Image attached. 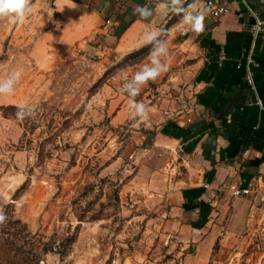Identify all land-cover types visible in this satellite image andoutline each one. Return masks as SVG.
Here are the masks:
<instances>
[{
	"label": "rangeland",
	"instance_id": "1",
	"mask_svg": "<svg viewBox=\"0 0 264 264\" xmlns=\"http://www.w3.org/2000/svg\"><path fill=\"white\" fill-rule=\"evenodd\" d=\"M127 1L101 6L103 31L51 58L47 68L32 63L27 39L24 48L7 42L10 29L0 20V79L13 69L22 73L13 93L0 94V264H35L37 258L39 264H190L184 260L192 248L176 257L162 242L139 246L133 242L139 229L126 222L133 211L120 196L121 185L136 171L133 159L150 147L156 128L133 122L129 98L120 91L122 77L130 79L151 52H114L131 19L122 17ZM171 20L161 28L167 70L135 97L145 105L159 106L160 96L171 99L177 79H169L188 62L174 49L183 36L168 32ZM22 104L32 105L35 114L18 121ZM259 203L251 242L223 264H264V199Z\"/></svg>",
	"mask_w": 264,
	"mask_h": 264
},
{
	"label": "crops",
	"instance_id": "2",
	"mask_svg": "<svg viewBox=\"0 0 264 264\" xmlns=\"http://www.w3.org/2000/svg\"><path fill=\"white\" fill-rule=\"evenodd\" d=\"M120 1L30 0L31 11L21 22L9 25L0 20L10 29L7 42L24 48L27 39L32 63L47 68L51 58L69 54L83 38L102 32L101 6L116 7ZM205 1L194 0L204 11L197 31L182 26V13L172 18L178 12L162 8L171 0L126 2L122 17L131 19L117 39L118 56L145 46L144 32L161 29L172 19L168 32L183 36L174 49L188 62L169 79H177L174 96H160L159 106L146 105L156 125L154 138L149 148L135 155L136 171L122 183L120 196L130 202L133 212L126 222L139 229L133 241L139 246L155 248L162 242L176 257L190 247L185 262L223 264L240 254L243 242H251L259 197L264 199V30L253 42V19L242 0H225L230 12L218 19L208 16ZM244 1L264 21V0ZM150 3L151 15L136 18L135 7ZM249 55L253 86L245 80ZM150 108L156 111L153 116ZM168 122L188 130L184 141L162 133ZM228 177L240 180L242 188L251 184V192L232 197ZM202 204L209 210L203 213Z\"/></svg>",
	"mask_w": 264,
	"mask_h": 264
},
{
	"label": "clouds",
	"instance_id": "3",
	"mask_svg": "<svg viewBox=\"0 0 264 264\" xmlns=\"http://www.w3.org/2000/svg\"><path fill=\"white\" fill-rule=\"evenodd\" d=\"M183 3L184 0H171V3L164 2L162 8L165 11L171 9L173 12L182 13V26L193 31L199 30L202 27L204 11L197 9L194 0L189 2L186 7L180 6ZM30 11V0H0V18L6 19L9 25L21 22ZM133 11L141 17L151 15V9L146 5H137ZM162 31L160 28H150L144 32L142 42L152 46L149 62L133 73L130 79L122 77L123 82L120 86V91L127 94L129 98V113L134 123L143 122L146 125L151 123L147 106L142 101H137L135 97L139 93L141 86L167 70V63L161 59L168 54L167 40L161 38ZM21 74L20 69H13L5 78L0 79V94L13 93L15 83L20 79ZM34 114L35 109L32 105L22 104L17 107L15 118L18 121H22L26 117H33ZM4 219L5 214L0 210V222H3Z\"/></svg>",
	"mask_w": 264,
	"mask_h": 264
},
{
	"label": "built area",
	"instance_id": "4",
	"mask_svg": "<svg viewBox=\"0 0 264 264\" xmlns=\"http://www.w3.org/2000/svg\"><path fill=\"white\" fill-rule=\"evenodd\" d=\"M242 1L245 3L249 16L253 19V23L250 26V33L252 35L253 42H255L264 30V21L253 8L248 6L244 0ZM204 6L207 8L208 16L213 19H218L230 12V8L228 7V4L225 0H206ZM106 23L109 24V20H106ZM252 64L253 60L251 55H249L246 58L245 67V80L249 86H253V73L251 69ZM187 122H190V119H187ZM228 178L230 180L227 181L226 187L232 197L244 196L251 192V184L248 183L244 188H242L240 186V180H234L233 177Z\"/></svg>",
	"mask_w": 264,
	"mask_h": 264
},
{
	"label": "trees",
	"instance_id": "5",
	"mask_svg": "<svg viewBox=\"0 0 264 264\" xmlns=\"http://www.w3.org/2000/svg\"><path fill=\"white\" fill-rule=\"evenodd\" d=\"M136 18L143 19V20L145 19V17H141V16H136ZM151 47H152L151 44H147V45L141 47L140 49L136 50L134 52V55L137 56V55H141V54L142 55L148 54L151 51ZM162 133L167 135V136H169V137L179 138L181 141H184L186 136H187V134H188V130L187 129H182V128L176 126V124L173 123V122H168L164 126V128L162 130ZM186 151H188V150H186ZM200 207L203 210V213L206 212L207 210H209L208 206L205 205V204H202ZM32 256L34 258L38 257V256H36L34 254ZM35 264H39L38 258H37Z\"/></svg>",
	"mask_w": 264,
	"mask_h": 264
}]
</instances>
